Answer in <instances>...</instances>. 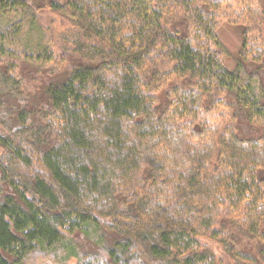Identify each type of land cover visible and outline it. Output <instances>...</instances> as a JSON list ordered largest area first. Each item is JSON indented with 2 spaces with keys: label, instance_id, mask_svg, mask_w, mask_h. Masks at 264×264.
Segmentation results:
<instances>
[{
  "label": "trees",
  "instance_id": "1",
  "mask_svg": "<svg viewBox=\"0 0 264 264\" xmlns=\"http://www.w3.org/2000/svg\"><path fill=\"white\" fill-rule=\"evenodd\" d=\"M258 72L264 0H0V264L244 258L239 234L264 242V133H241L264 128Z\"/></svg>",
  "mask_w": 264,
  "mask_h": 264
},
{
  "label": "rangeland",
  "instance_id": "2",
  "mask_svg": "<svg viewBox=\"0 0 264 264\" xmlns=\"http://www.w3.org/2000/svg\"><path fill=\"white\" fill-rule=\"evenodd\" d=\"M14 19H16V16L10 14L2 18L1 23H8ZM39 20L44 29L45 40H48L54 51L59 54L62 49L60 45H63L62 40H59V38L65 29L66 20L60 14L46 9L39 13ZM218 35L227 49V54L223 56V60L229 67H234L241 43V29L223 22L218 27ZM255 69V66L250 67V71H255ZM258 74L264 87V72H258ZM243 130L244 132H241L243 135L257 136L264 133V128L250 127L248 125ZM238 239V250L243 252L241 254L245 259L242 257L235 258L224 251L222 253L221 250L219 252L221 254L219 258L220 264H264V242L262 243L243 235L240 236V234ZM35 262L37 264H56L49 257L44 261Z\"/></svg>",
  "mask_w": 264,
  "mask_h": 264
}]
</instances>
